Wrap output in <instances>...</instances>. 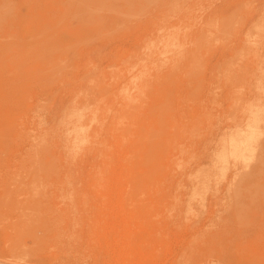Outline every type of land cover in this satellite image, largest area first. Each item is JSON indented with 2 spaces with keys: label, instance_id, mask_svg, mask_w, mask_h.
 I'll list each match as a JSON object with an SVG mask.
<instances>
[{
  "label": "rangeland",
  "instance_id": "rangeland-1",
  "mask_svg": "<svg viewBox=\"0 0 264 264\" xmlns=\"http://www.w3.org/2000/svg\"><path fill=\"white\" fill-rule=\"evenodd\" d=\"M262 130L264 0H0V264H264Z\"/></svg>",
  "mask_w": 264,
  "mask_h": 264
},
{
  "label": "bare ground",
  "instance_id": "bare-ground-1",
  "mask_svg": "<svg viewBox=\"0 0 264 264\" xmlns=\"http://www.w3.org/2000/svg\"><path fill=\"white\" fill-rule=\"evenodd\" d=\"M169 34V33H168ZM167 35V34H166ZM171 37V36H170ZM164 38V37H163ZM174 38V37H173ZM165 39V38H164ZM175 39V38H174ZM170 40H172L171 38L167 39L166 40V43L167 42H170ZM175 42V40H174ZM173 42V43H174ZM155 43V42H154ZM164 43V41H163ZM175 45V44H174ZM149 46V45H148ZM150 52V51H149ZM162 57V56H161ZM70 110V109H69ZM257 119L255 118H252L251 120V123H249V127L247 129V131L244 133V135L239 138L241 140H234L233 142H231V138H230V142L227 144V147H226V151L225 150H221L218 154H217V157L221 160H226V158H230L233 160V158H239V157H242L243 155H245L243 151V149H250L251 146H252V143L255 142V138H257L258 134L260 135L259 133V130L257 128ZM75 123V122H74ZM73 130H74V134H73V138H74V141H77V140H82V135H81V131H82V128L79 127V126H76V124L72 127ZM264 131V130H262ZM241 133V132H240ZM235 134V132H234ZM84 137V136H83ZM228 137V136H227ZM259 137V136H258ZM233 138V137H232ZM227 141V140H226ZM223 140V142H226ZM238 141H240L241 143H238ZM79 143V142H78ZM255 145V144H254ZM76 146H78L76 144ZM255 148V147H254ZM248 152V151H247ZM253 152V151H251ZM250 152V153H251ZM243 158V157H242Z\"/></svg>",
  "mask_w": 264,
  "mask_h": 264
},
{
  "label": "clouds",
  "instance_id": "clouds-1",
  "mask_svg": "<svg viewBox=\"0 0 264 264\" xmlns=\"http://www.w3.org/2000/svg\"><path fill=\"white\" fill-rule=\"evenodd\" d=\"M250 162V157L244 160V163L247 164Z\"/></svg>",
  "mask_w": 264,
  "mask_h": 264
}]
</instances>
